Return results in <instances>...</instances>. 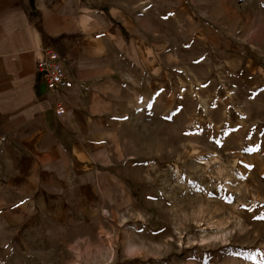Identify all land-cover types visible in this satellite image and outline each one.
<instances>
[{
    "label": "rangeland",
    "instance_id": "1",
    "mask_svg": "<svg viewBox=\"0 0 264 264\" xmlns=\"http://www.w3.org/2000/svg\"><path fill=\"white\" fill-rule=\"evenodd\" d=\"M135 4L157 47L105 181L23 167L0 135V264H264V0Z\"/></svg>",
    "mask_w": 264,
    "mask_h": 264
},
{
    "label": "crops",
    "instance_id": "2",
    "mask_svg": "<svg viewBox=\"0 0 264 264\" xmlns=\"http://www.w3.org/2000/svg\"><path fill=\"white\" fill-rule=\"evenodd\" d=\"M131 1L0 0V135L23 167L65 166L68 174L71 166L76 179L105 181V148L125 116L118 107L141 67L138 54L157 47L148 8ZM48 51L62 59L65 89L44 85L38 64Z\"/></svg>",
    "mask_w": 264,
    "mask_h": 264
},
{
    "label": "built area",
    "instance_id": "3",
    "mask_svg": "<svg viewBox=\"0 0 264 264\" xmlns=\"http://www.w3.org/2000/svg\"><path fill=\"white\" fill-rule=\"evenodd\" d=\"M38 71L44 85L51 90H62L69 86L64 64L56 52H47L45 59L38 64ZM64 112V107L59 106L57 113L63 114Z\"/></svg>",
    "mask_w": 264,
    "mask_h": 264
},
{
    "label": "bare ground",
    "instance_id": "4",
    "mask_svg": "<svg viewBox=\"0 0 264 264\" xmlns=\"http://www.w3.org/2000/svg\"><path fill=\"white\" fill-rule=\"evenodd\" d=\"M228 237V236H227ZM225 239H226V237H225ZM226 241V240H225Z\"/></svg>",
    "mask_w": 264,
    "mask_h": 264
}]
</instances>
